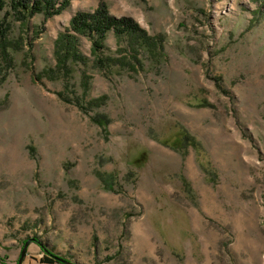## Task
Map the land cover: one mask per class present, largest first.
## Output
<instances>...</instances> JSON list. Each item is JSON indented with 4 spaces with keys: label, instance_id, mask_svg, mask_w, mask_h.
Segmentation results:
<instances>
[{
    "label": "rangeland",
    "instance_id": "1",
    "mask_svg": "<svg viewBox=\"0 0 264 264\" xmlns=\"http://www.w3.org/2000/svg\"><path fill=\"white\" fill-rule=\"evenodd\" d=\"M100 2L155 48L134 61L108 32L102 54L129 64L101 72L78 35L91 79L64 87L56 38ZM2 24L20 46L0 57V264L35 236L74 264H264V0H71Z\"/></svg>",
    "mask_w": 264,
    "mask_h": 264
},
{
    "label": "trees",
    "instance_id": "2",
    "mask_svg": "<svg viewBox=\"0 0 264 264\" xmlns=\"http://www.w3.org/2000/svg\"><path fill=\"white\" fill-rule=\"evenodd\" d=\"M71 0H0V11H3V20L0 21V57L3 61L12 62V53L20 46L19 41H10L7 38L6 30L2 24L5 19L18 22L21 27L28 30V20L34 14L40 13L44 18H49L58 14L66 8ZM108 32H112L117 42L124 41L125 53L131 54L130 59L137 60L136 55L146 50L151 52L155 48L153 38L140 27V25L130 17L111 15L105 3L100 2L96 8L90 11H77L71 17L68 27L58 34L54 43L53 56L55 60L54 67L50 69L53 76L63 79V86L69 87L79 85L83 91L89 86L91 75L87 73L89 59L84 56L78 49V35L87 37L91 42V53L93 55L92 68L101 72H108L115 68L125 69L129 64L128 56L124 55H103L102 50L105 48L104 41ZM13 42V43H12ZM30 52V49H29ZM126 58V59H125ZM76 73L79 74V81H73ZM107 96L101 95L90 98L82 104L75 99V103L84 110H93L98 108L106 101ZM88 106V108L86 107ZM93 123L107 133L108 125L111 122L110 117L103 112L94 111L90 115ZM194 145L192 138L186 134L182 136V145ZM33 150V149H31ZM104 188L113 189L115 180L106 181L100 179ZM36 242L43 254L39 259V264H61L57 259L58 256L51 251L38 237H27ZM23 240L24 241L26 240ZM62 258V257H61Z\"/></svg>",
    "mask_w": 264,
    "mask_h": 264
},
{
    "label": "water",
    "instance_id": "3",
    "mask_svg": "<svg viewBox=\"0 0 264 264\" xmlns=\"http://www.w3.org/2000/svg\"><path fill=\"white\" fill-rule=\"evenodd\" d=\"M31 240L30 239H26L23 243V246L21 248V251H20V256H19V259H18V263L17 264H20L24 255H25V252H26V248H27V245L29 244ZM57 259L61 262V263H65V264H74L64 258H61V257H57Z\"/></svg>",
    "mask_w": 264,
    "mask_h": 264
},
{
    "label": "crops",
    "instance_id": "4",
    "mask_svg": "<svg viewBox=\"0 0 264 264\" xmlns=\"http://www.w3.org/2000/svg\"><path fill=\"white\" fill-rule=\"evenodd\" d=\"M43 252L36 255V258H32L30 261H33L34 264H39V259L42 257ZM29 255V254H28Z\"/></svg>",
    "mask_w": 264,
    "mask_h": 264
}]
</instances>
